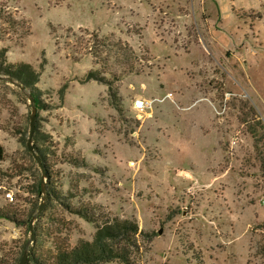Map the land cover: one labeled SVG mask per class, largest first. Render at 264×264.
<instances>
[{"label":"rangeland","instance_id":"rangeland-1","mask_svg":"<svg viewBox=\"0 0 264 264\" xmlns=\"http://www.w3.org/2000/svg\"><path fill=\"white\" fill-rule=\"evenodd\" d=\"M2 50L40 91L0 79V264L106 218L136 264H264V0H0Z\"/></svg>","mask_w":264,"mask_h":264},{"label":"trees","instance_id":"trees-1","mask_svg":"<svg viewBox=\"0 0 264 264\" xmlns=\"http://www.w3.org/2000/svg\"><path fill=\"white\" fill-rule=\"evenodd\" d=\"M0 75H5L21 84L25 89H30L31 94L38 100L37 83L40 81V73L30 64H8L5 58V51H0ZM84 81L98 80L95 72H90ZM40 156L43 166L50 178L49 167L44 162V157L38 148L34 147ZM6 152L4 146L0 144V161L5 160ZM7 216L6 214H3ZM82 216L89 222L99 224L95 214L82 212ZM144 236L136 221L129 219L106 218L97 226V231L93 241H80L75 247L69 244L62 247L57 246V253L51 255L49 263L40 262L38 264H101L114 260H119L123 264H136L134 258L139 253L141 244L139 236ZM33 255V254H32ZM34 257V255H33ZM34 258H37L36 256Z\"/></svg>","mask_w":264,"mask_h":264},{"label":"water","instance_id":"water-1","mask_svg":"<svg viewBox=\"0 0 264 264\" xmlns=\"http://www.w3.org/2000/svg\"><path fill=\"white\" fill-rule=\"evenodd\" d=\"M0 79H7L9 80L10 82L16 84L22 91H26V89L21 85L19 84L18 82H16L15 80L11 79V78H8L7 76H2L0 75ZM32 105H34L35 103V97L30 94V93H27ZM35 113H36V108L33 106V113H32V116H31V132H30V137H29V140H28V147H29V150L36 156L37 160H39L40 164L42 163L40 157L38 156V154L36 153L35 151V148L32 144V141H33V137H34V134H35ZM44 178H45V173L43 175V180H42V190L44 192L45 188H44ZM42 210V208L40 209ZM27 256H28V252L27 250L25 251L24 253V256L23 258L21 259L20 261V264H26V260H27Z\"/></svg>","mask_w":264,"mask_h":264},{"label":"built area","instance_id":"built-area-1","mask_svg":"<svg viewBox=\"0 0 264 264\" xmlns=\"http://www.w3.org/2000/svg\"><path fill=\"white\" fill-rule=\"evenodd\" d=\"M150 103L143 99H138L134 103V109L139 113L140 117H144L145 115H148L147 112H145L149 108Z\"/></svg>","mask_w":264,"mask_h":264}]
</instances>
